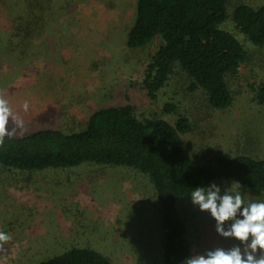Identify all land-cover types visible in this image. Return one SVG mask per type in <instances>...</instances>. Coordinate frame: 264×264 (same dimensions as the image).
Masks as SVG:
<instances>
[{"label": "rangeland", "instance_id": "1", "mask_svg": "<svg viewBox=\"0 0 264 264\" xmlns=\"http://www.w3.org/2000/svg\"><path fill=\"white\" fill-rule=\"evenodd\" d=\"M66 1L74 4L67 13L72 19L68 18L64 40L36 59H29L26 51L23 55L9 50L5 38L11 24L0 20V98L8 101L12 112L4 134L78 131L93 111L125 103L139 117L158 115L173 123L174 115L162 110L164 103L173 102L195 128L183 136L194 152L246 149L264 157V105L254 101L250 89L264 75V48L252 47L231 18L236 5L264 6V0H228L226 5L228 19L220 28L242 41L250 58L229 80L234 99L225 110L211 109L203 91L191 90L179 68L156 100L147 98L140 84L142 69L159 39L143 48L127 47L136 0ZM5 171L0 169V231L11 239L0 241V264H26L32 252L40 253L43 261L71 246L92 248L111 264H163L159 210L145 175L91 164L12 175ZM241 188L245 200L264 199V191ZM177 204L191 250L235 243L219 238L213 221L189 198Z\"/></svg>", "mask_w": 264, "mask_h": 264}, {"label": "trees", "instance_id": "2", "mask_svg": "<svg viewBox=\"0 0 264 264\" xmlns=\"http://www.w3.org/2000/svg\"><path fill=\"white\" fill-rule=\"evenodd\" d=\"M227 3L136 0L127 47L139 49L159 39L141 74V88L148 99L156 100L179 68L187 75L191 90L203 91L211 109L225 110L232 105L229 80L250 56L242 41L220 28L228 19ZM73 4L66 0H0V20L11 24L5 38L9 50L17 49L23 55L26 51L29 59L52 51L64 40ZM231 18L252 47L264 48V6L240 3ZM40 44L46 48L39 49ZM250 89L254 101L264 105V75ZM162 110L174 115L173 123L158 115L139 117L132 105L125 103L93 111L78 131L40 129L21 136L4 134L0 138V169L12 175L91 164L130 168L145 175L159 210L163 264H183L192 250L178 201L188 198L191 187L215 180L238 181L251 191H264V157L246 149L194 152L183 139L195 129L189 118L178 112L173 102L164 103ZM40 258V253L32 252L26 264H32L31 259L37 264H111L100 252L80 246L43 261Z\"/></svg>", "mask_w": 264, "mask_h": 264}, {"label": "clouds", "instance_id": "3", "mask_svg": "<svg viewBox=\"0 0 264 264\" xmlns=\"http://www.w3.org/2000/svg\"><path fill=\"white\" fill-rule=\"evenodd\" d=\"M11 116L8 101L0 98V138ZM233 182L197 184L186 194L190 203L213 221L215 234L235 243L231 247H194L183 264H264V199L245 200L240 183ZM9 239L0 231V241Z\"/></svg>", "mask_w": 264, "mask_h": 264}]
</instances>
